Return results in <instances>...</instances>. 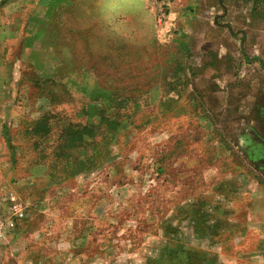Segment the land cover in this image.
Instances as JSON below:
<instances>
[{
  "label": "rangeland",
  "instance_id": "1",
  "mask_svg": "<svg viewBox=\"0 0 264 264\" xmlns=\"http://www.w3.org/2000/svg\"><path fill=\"white\" fill-rule=\"evenodd\" d=\"M183 3L0 0V264H264V168Z\"/></svg>",
  "mask_w": 264,
  "mask_h": 264
},
{
  "label": "crops",
  "instance_id": "2",
  "mask_svg": "<svg viewBox=\"0 0 264 264\" xmlns=\"http://www.w3.org/2000/svg\"><path fill=\"white\" fill-rule=\"evenodd\" d=\"M225 3L184 0L181 8L195 12L197 34L215 46L207 81L202 82L209 86L206 93L234 127L237 146L256 168H264V13L254 1L251 7L245 5L247 11L243 7V14Z\"/></svg>",
  "mask_w": 264,
  "mask_h": 264
},
{
  "label": "built area",
  "instance_id": "3",
  "mask_svg": "<svg viewBox=\"0 0 264 264\" xmlns=\"http://www.w3.org/2000/svg\"><path fill=\"white\" fill-rule=\"evenodd\" d=\"M6 201L11 205V216H5L0 213V240L6 239L5 237L14 229L16 219L23 218V210L14 194H10Z\"/></svg>",
  "mask_w": 264,
  "mask_h": 264
},
{
  "label": "trees",
  "instance_id": "4",
  "mask_svg": "<svg viewBox=\"0 0 264 264\" xmlns=\"http://www.w3.org/2000/svg\"><path fill=\"white\" fill-rule=\"evenodd\" d=\"M110 124L111 123H115V121L114 120H107ZM113 121V122H112ZM39 123V122H38ZM37 123V127L35 126V128L33 129V132H35V129L37 130L38 129V126H39V124ZM109 124V125H110ZM93 127H91V126H87V128H83V129H88V131H91V129H92ZM46 131V130H45ZM65 150V147L64 148H61V150ZM64 153V152H63ZM74 175V172L73 173H71L69 176H73ZM175 253H178L177 251L175 252ZM185 254V253H184ZM188 258V257H187ZM177 259H178V262H176L177 264H183L182 263V259L180 260L179 258H176L174 261H177ZM189 259H191V256L189 257ZM170 260V259H169ZM166 261V260H165ZM207 260H205V262H206ZM148 263H150V261L148 262Z\"/></svg>",
  "mask_w": 264,
  "mask_h": 264
}]
</instances>
